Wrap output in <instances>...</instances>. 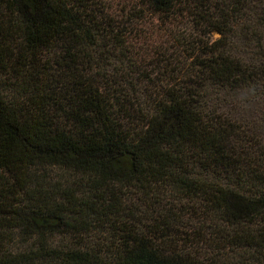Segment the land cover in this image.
Segmentation results:
<instances>
[{
  "label": "trees",
  "instance_id": "obj_1",
  "mask_svg": "<svg viewBox=\"0 0 264 264\" xmlns=\"http://www.w3.org/2000/svg\"><path fill=\"white\" fill-rule=\"evenodd\" d=\"M138 2L141 26L175 34L193 19L222 38L197 42L195 71L137 97L130 130L101 62L131 40L102 0H0V264H264V148L239 151L240 127L206 100L261 74L221 44L230 26L211 4ZM185 219L192 234L172 239ZM95 225L109 244L90 240ZM62 234L71 242L53 244Z\"/></svg>",
  "mask_w": 264,
  "mask_h": 264
},
{
  "label": "rangeland",
  "instance_id": "obj_2",
  "mask_svg": "<svg viewBox=\"0 0 264 264\" xmlns=\"http://www.w3.org/2000/svg\"><path fill=\"white\" fill-rule=\"evenodd\" d=\"M199 1L211 4L210 10L214 16L229 24L230 31L221 43L227 44L228 53L255 67L257 74H261L260 79L252 85L234 93L211 88L206 92V100L210 105L208 110L233 120L235 125L240 127L238 144L236 143L239 151L245 152L248 148H253L251 145L254 146V143L264 148V0H238L240 5L243 2V6L236 8H232V0ZM102 3L111 20L115 19L120 26H126V36L131 40V53L112 52L106 61L101 62L110 80L113 83L114 80L118 82L115 86L112 85L113 93L115 90L122 91L123 106H117L116 110L122 124L131 130L140 123L141 116L137 112L140 107L136 105L135 99L141 96L147 103L164 80L171 81L174 79L172 75L176 73L195 71L194 67L199 63L198 56L202 51L197 42L202 40L210 44L222 38V35L214 33L202 36V32L196 31L193 19L179 23L175 34H172V31L165 32L151 17L141 26L135 22L136 13L133 12L134 8L138 7L135 6L139 4L138 0H102ZM224 15L228 17L223 19ZM229 18L231 20H228ZM194 47L197 48L196 52L192 50ZM261 151L263 153L264 149ZM55 175L60 176L61 173ZM178 224V236L172 239H179L181 231L192 234L191 228L196 224V220L185 219ZM109 228L95 225L87 235L93 242L107 245L111 239ZM12 237L15 239L12 246L18 249L26 247L25 238ZM70 242L71 239L66 234L53 238V244L57 246ZM204 250L207 252V247Z\"/></svg>",
  "mask_w": 264,
  "mask_h": 264
}]
</instances>
